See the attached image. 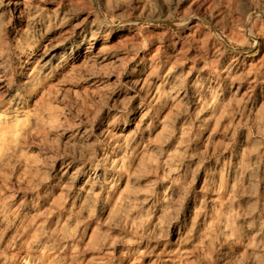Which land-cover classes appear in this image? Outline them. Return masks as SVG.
Wrapping results in <instances>:
<instances>
[{
	"label": "rangeland",
	"instance_id": "rangeland-1",
	"mask_svg": "<svg viewBox=\"0 0 264 264\" xmlns=\"http://www.w3.org/2000/svg\"><path fill=\"white\" fill-rule=\"evenodd\" d=\"M0 264H264V0H0Z\"/></svg>",
	"mask_w": 264,
	"mask_h": 264
}]
</instances>
